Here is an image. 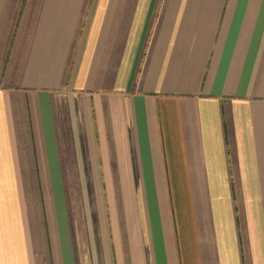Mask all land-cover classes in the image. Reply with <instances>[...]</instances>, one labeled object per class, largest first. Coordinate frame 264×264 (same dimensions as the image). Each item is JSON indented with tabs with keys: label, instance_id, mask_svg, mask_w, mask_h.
<instances>
[{
	"label": "crops",
	"instance_id": "1",
	"mask_svg": "<svg viewBox=\"0 0 264 264\" xmlns=\"http://www.w3.org/2000/svg\"><path fill=\"white\" fill-rule=\"evenodd\" d=\"M0 264H264V0H0Z\"/></svg>",
	"mask_w": 264,
	"mask_h": 264
}]
</instances>
